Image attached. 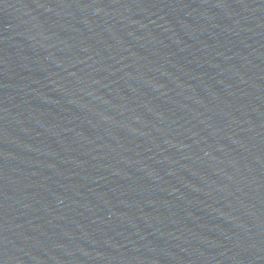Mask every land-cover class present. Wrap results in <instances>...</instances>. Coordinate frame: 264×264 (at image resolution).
<instances>
[{
  "label": "water",
  "instance_id": "water-1",
  "mask_svg": "<svg viewBox=\"0 0 264 264\" xmlns=\"http://www.w3.org/2000/svg\"><path fill=\"white\" fill-rule=\"evenodd\" d=\"M250 0H0V264H225Z\"/></svg>",
  "mask_w": 264,
  "mask_h": 264
}]
</instances>
